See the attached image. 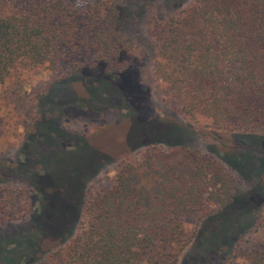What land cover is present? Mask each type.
Listing matches in <instances>:
<instances>
[{
    "label": "rangeland",
    "instance_id": "rangeland-1",
    "mask_svg": "<svg viewBox=\"0 0 264 264\" xmlns=\"http://www.w3.org/2000/svg\"><path fill=\"white\" fill-rule=\"evenodd\" d=\"M188 1L119 0L126 68L114 81L89 53L85 62L95 65L67 76L49 63L9 70L0 83V264L46 257L76 231L82 203L112 186L122 164L137 166L142 155L173 146L222 164L230 187L221 207L211 201L205 215L182 219L188 241L175 264H229L264 240L256 222L264 128L245 134L193 124L165 102L152 72L159 54L150 27ZM17 7L0 0L1 12Z\"/></svg>",
    "mask_w": 264,
    "mask_h": 264
},
{
    "label": "trees",
    "instance_id": "trees-1",
    "mask_svg": "<svg viewBox=\"0 0 264 264\" xmlns=\"http://www.w3.org/2000/svg\"><path fill=\"white\" fill-rule=\"evenodd\" d=\"M79 1L13 0L14 11H0V83L17 64L49 63L64 76L101 64L109 80L119 78V0ZM150 39L163 99L187 121L245 134L264 128V0H190L154 21ZM228 180L222 164L190 148L144 154L82 203L66 242L31 264H175L188 241L182 219L205 215L211 201L221 207ZM256 222L264 231V203ZM229 264H264V240Z\"/></svg>",
    "mask_w": 264,
    "mask_h": 264
}]
</instances>
